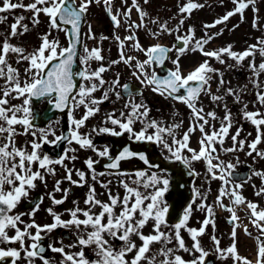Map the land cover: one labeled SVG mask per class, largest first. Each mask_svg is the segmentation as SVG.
Returning a JSON list of instances; mask_svg holds the SVG:
<instances>
[{
	"label": "flooded vegetation",
	"instance_id": "obj_1",
	"mask_svg": "<svg viewBox=\"0 0 264 264\" xmlns=\"http://www.w3.org/2000/svg\"><path fill=\"white\" fill-rule=\"evenodd\" d=\"M100 20L103 34L97 36L98 46L103 48L108 45L110 50L118 42L109 32L111 23H108V19ZM135 36L141 39L140 33ZM108 54L113 55L111 50ZM168 64L171 65L170 60ZM154 68L157 70L155 65ZM128 80L138 83L141 91L125 97L121 88V94H118L96 87L91 90V95L96 96V99L82 100L87 112L83 123L89 130L79 131L76 135H89L83 147H74L78 148V153L74 154L83 166L82 169H93L98 158L109 154L112 135L126 132L132 138L152 140L149 156L153 159L157 153L165 159L186 161L196 171L193 187L214 186L217 190L215 201L221 203L224 210L230 208L231 202L239 201L231 188L242 187L241 181H235L231 172L242 169V166L222 161L236 156L232 148L226 146V136L217 134L212 138L214 146L209 150L200 147L194 154L187 149L184 128L173 131L178 128L177 125L173 126V121L179 120L187 112L186 105L193 100H177L170 90L154 84L151 85L154 88H146L141 81L140 71L125 79ZM115 108L123 112V122L117 127H113L108 118ZM78 112L81 109L75 105L70 117ZM73 136L72 140L76 137L74 134ZM43 139L44 135L41 140L43 151L40 161L34 166L37 167V172L28 170L25 164L18 161L24 154L23 148L20 147V142L11 141L16 147L13 149L14 153L6 155V160L10 158L12 161H7V166L0 170V187L9 209L4 232L10 234L17 228L19 240L25 241L26 248L28 236L33 235L31 239H41L40 245L45 246L47 251L42 249L36 254L34 263L25 258L27 250L23 246L7 237L10 249L1 251L0 255L13 254L16 264H155L158 250L164 251L172 235L173 225L164 220L168 204L167 193L161 190L162 187L169 186L170 174L164 169L155 171L152 168H141L136 172H119L117 174L121 176L101 186L90 184L89 179L82 180L81 183L86 184V195H65V203H62L59 201L61 195L50 194L42 188V179L38 176L41 171L59 169L57 161L60 159L46 152ZM69 143L63 147V157ZM44 159H54L55 164L46 168L42 162ZM128 185L138 189L139 193H126L125 187ZM231 191L234 193L233 200L230 199ZM39 193L37 203L31 201V206L35 205L24 208L27 201L34 200ZM211 207V204L207 205L206 210ZM260 208V216L264 219V206ZM218 230L219 238L216 234L212 247L201 244L203 254L211 252L217 264H251L250 259L236 257L232 239L224 235L227 233L226 228L218 227ZM249 230L251 235L255 232L252 240L264 247V222L258 226L252 224ZM248 248L255 249L253 244ZM163 260L165 264L171 263V250L163 253ZM260 264H264V260Z\"/></svg>",
	"mask_w": 264,
	"mask_h": 264
},
{
	"label": "rangeland",
	"instance_id": "obj_2",
	"mask_svg": "<svg viewBox=\"0 0 264 264\" xmlns=\"http://www.w3.org/2000/svg\"><path fill=\"white\" fill-rule=\"evenodd\" d=\"M87 1L81 0L80 3L86 4ZM121 1L124 0H114L113 2L124 3ZM34 2L35 0L0 2L1 6L5 7L3 10H6V12L0 13V25H8L10 20L5 21L6 13L8 16L12 13L14 22L17 23L18 27H21L22 24L24 26L25 22L33 26L29 39L27 37L26 40H20L18 37L13 40L11 37L15 47L9 56L2 61L3 67L0 69V103L2 102L0 125L2 126H6L8 123H16L12 120L13 117L19 116V113H24L21 106L14 105L12 101L16 99L17 91L14 86L22 81L20 79L22 76L21 68L27 65L29 51L33 49L32 44L36 43L43 34L45 36L43 55L48 58L49 54L54 52L51 51L52 46L58 51L67 43L66 31L56 25H48L44 21L45 13L43 14V21L40 22L43 23L41 25L43 32L37 30L36 23L33 22L36 18L32 16ZM20 3L21 7L18 8ZM137 3L138 5L131 7L126 12L133 11L132 16L135 19L140 17V29L143 36L146 33L148 42L172 43L177 36H183L187 39V45L183 52L174 50L171 63L184 80L198 76L206 78V89L199 96L195 105L204 103L207 107L210 101L216 99L214 104L218 108V112L216 113L215 124L214 118L211 116L212 112L208 109L203 111L202 125L198 124V118L194 121L191 111L188 112L187 117L182 119L183 128L186 121L194 126V129L189 131L194 145L199 146V137L210 136L216 131L226 129L229 124L234 128L238 125L243 128V119L249 122L243 129L251 131L250 121L254 119L256 110H264V95L262 99H259V96L264 94V0H137ZM28 13L29 15H27ZM39 16H42L41 13ZM91 21L93 22V19ZM157 28H159L158 31ZM21 29L25 31V26ZM167 30L170 31L167 32ZM20 34L22 36V32ZM211 37H213L212 40H210ZM255 37L259 38L258 41L254 39ZM21 42H24L23 44L27 48H22ZM146 60L142 64L140 56L137 55L131 62L125 63L126 72L121 66H112V73L101 71V75L105 77L103 86L106 87L107 82H110L112 87L113 82H115L114 87L116 88L114 90H118L117 85L124 82V77L131 76L136 71H140L141 76L145 77L146 80L150 76L151 69L145 63ZM98 75L99 73L94 70L90 71L86 80L87 85L100 82L101 79L97 77ZM32 79L33 77L28 80L31 81ZM208 108L212 109V106ZM193 110L195 111L196 108ZM119 117L123 118V113ZM18 127L19 124H17ZM52 127L54 128V126ZM251 136L250 141L254 143L259 135L256 130H253ZM260 137L258 151L261 146H264L263 129ZM2 141H7L6 135L2 136ZM2 146L6 145L3 144ZM235 152L238 153L241 163L255 162L259 165V174L255 175L256 171H254L253 183L258 179H264V159L262 157L258 162L253 156L254 154H244L237 147ZM32 162L30 161L29 165ZM52 177L50 180L53 181ZM77 178L78 172L67 170L65 175L62 172L55 183L59 193L67 194L65 192L66 184L71 185V182ZM47 187H49L50 193H53L55 187H52V183ZM1 244H4L2 240L0 241ZM182 247L189 248L191 251L187 238L184 239ZM194 259L198 260L197 257Z\"/></svg>",
	"mask_w": 264,
	"mask_h": 264
},
{
	"label": "water",
	"instance_id": "obj_3",
	"mask_svg": "<svg viewBox=\"0 0 264 264\" xmlns=\"http://www.w3.org/2000/svg\"><path fill=\"white\" fill-rule=\"evenodd\" d=\"M59 15L60 16L68 15V18H70L67 22H64V23L68 25V27L70 28L71 44L67 52L63 54L65 56L62 55L63 56L62 58L67 63L61 66L58 64L59 61L53 62L51 64V69H54L57 66V64L58 66L61 67L62 75L64 77V80H63L64 84H60L59 86L63 87L64 91H66L69 88H70L69 90L76 88L78 84L77 77H79V75H74V69L78 68L77 53L81 45V38H82V32H81L82 12L79 8L75 7L74 2L72 0H65L63 2V5L60 7ZM81 71L82 70L79 69L80 73ZM47 88H48L47 91L49 92L55 91L56 89L53 84H48ZM64 98H67V97H64ZM53 115L54 113L48 114L47 119H50ZM170 167L173 170H176L174 166H170ZM179 177H176L177 179L175 180V183H174L173 196H172L173 210L177 212L180 211L181 207L190 198V191L188 190V187H187L188 184H186V186L183 189H181L180 187L181 178Z\"/></svg>",
	"mask_w": 264,
	"mask_h": 264
}]
</instances>
